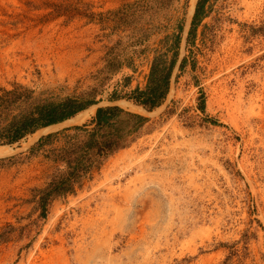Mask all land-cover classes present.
<instances>
[{"label": "rangeland", "instance_id": "374dc122", "mask_svg": "<svg viewBox=\"0 0 264 264\" xmlns=\"http://www.w3.org/2000/svg\"><path fill=\"white\" fill-rule=\"evenodd\" d=\"M199 1L0 0V88L95 102L0 146V264H264V0ZM162 55L161 104L128 100ZM67 151L94 168L42 215Z\"/></svg>", "mask_w": 264, "mask_h": 264}, {"label": "trees", "instance_id": "16d2710c", "mask_svg": "<svg viewBox=\"0 0 264 264\" xmlns=\"http://www.w3.org/2000/svg\"><path fill=\"white\" fill-rule=\"evenodd\" d=\"M206 1L200 0L197 4L193 25ZM175 64V57L169 63L163 55L155 58L146 89L135 90L128 100L149 109L158 107L167 95ZM94 104L95 102L86 99L60 98L48 92L36 94L34 90L18 85L11 90L0 88V146L18 143L39 129L63 123ZM121 112L117 107L98 109L91 124H95L100 130L109 128ZM97 136L98 132L89 135L86 144L88 151L96 149L97 155L103 156L118 147L114 137H119L114 133L101 136L102 141H98ZM57 159L66 163L68 171L53 180L41 193L39 206L42 215H45L53 197L72 192L73 186L94 168L93 160L87 153L77 155L75 151H67Z\"/></svg>", "mask_w": 264, "mask_h": 264}, {"label": "bare ground", "instance_id": "6f19581e", "mask_svg": "<svg viewBox=\"0 0 264 264\" xmlns=\"http://www.w3.org/2000/svg\"><path fill=\"white\" fill-rule=\"evenodd\" d=\"M93 112H94L93 107L87 108V109H85V110L79 112L75 117H72V118H70L69 120H66L64 123H67V122H70V121L79 122V121L83 120L85 117H87L89 114H92ZM52 127H54V126L47 127V128H45V129H43V130H49V129H51ZM38 133H39V132H37L35 135H38ZM33 137H34V136H33ZM1 150H2V149L0 148V151H1Z\"/></svg>", "mask_w": 264, "mask_h": 264}]
</instances>
